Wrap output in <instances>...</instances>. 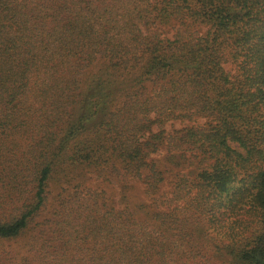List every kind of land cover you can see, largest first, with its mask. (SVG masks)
<instances>
[{"label": "trees", "instance_id": "16d2710c", "mask_svg": "<svg viewBox=\"0 0 264 264\" xmlns=\"http://www.w3.org/2000/svg\"><path fill=\"white\" fill-rule=\"evenodd\" d=\"M0 264H264V0H0Z\"/></svg>", "mask_w": 264, "mask_h": 264}, {"label": "rangeland", "instance_id": "374dc122", "mask_svg": "<svg viewBox=\"0 0 264 264\" xmlns=\"http://www.w3.org/2000/svg\"><path fill=\"white\" fill-rule=\"evenodd\" d=\"M226 69H229V65H225L224 66ZM181 126V124L179 122H173V123H168L166 125V130L170 131L173 128H179ZM162 154V152L155 154L156 157H161L160 155ZM101 182V183H99ZM88 184H97L98 186L103 187L104 189H108V184L105 183V181H98V179H92L91 181H89ZM129 185V187L125 190H123L121 183H114V181H111V189L107 190L109 192H111L113 194V198L116 202H118V204H116L117 206H122L124 203L133 210L135 216L137 217H141V213L142 210L139 209V205L142 203H148V197L145 194L144 190H143V186L141 185V183L137 180H128V182L126 183ZM123 201L124 203H119ZM3 248L2 249H6L7 251H9L10 249H12L11 247H13L11 244H7V243H3Z\"/></svg>", "mask_w": 264, "mask_h": 264}]
</instances>
